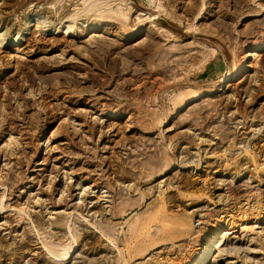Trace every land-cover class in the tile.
<instances>
[{"label":"rangeland","instance_id":"rangeland-1","mask_svg":"<svg viewBox=\"0 0 264 264\" xmlns=\"http://www.w3.org/2000/svg\"><path fill=\"white\" fill-rule=\"evenodd\" d=\"M18 2L0 0V264H189L214 224L206 264H264V49L221 84L264 41V0Z\"/></svg>","mask_w":264,"mask_h":264},{"label":"bare ground","instance_id":"bare-ground-1","mask_svg":"<svg viewBox=\"0 0 264 264\" xmlns=\"http://www.w3.org/2000/svg\"><path fill=\"white\" fill-rule=\"evenodd\" d=\"M17 2H18V0H2V3L5 4L6 6H8V5L13 6ZM23 2H24V0H23ZM40 2H42V1H40ZM21 3H22V0H21ZM23 12L24 13L22 14L23 15V23L22 24L25 27L29 26V24H31V22L36 19L37 14H39L36 10H33L32 8L31 9L27 8ZM84 22L85 21L83 20L82 26H84L85 28H87V29L89 28V30H96L97 29V26L95 24L84 23ZM46 31H49V30L46 29ZM134 35H136V34H134ZM127 39H130V37ZM13 41H14L13 44L10 43L8 45H11V47H12L13 45L15 46V45L19 44L18 41H16V40H13ZM14 49L16 50V48H14ZM262 49H264V41H260L259 44L256 46V48L253 51H249L248 53H246L244 56V60L247 61L248 58L256 56L257 54H259L258 51H262ZM250 66H251V64L248 61L247 62H245V61L241 62L238 65V67H236L234 69L233 73L225 75L224 77H222L221 84L226 83L227 81H229L230 79L235 77L238 73H240V71L242 69H244L246 67H250ZM209 93H211V90H209ZM200 96H201V93L199 91H193V92L186 95V99L187 100H193V99H197ZM103 115L108 117V118H115L116 117L115 113H110V112H106V113L104 112ZM185 225H186V223H184V222L180 223L178 226H176L174 228V230L180 235L184 234L185 232H187ZM232 227H233L232 225H229L228 228L224 229L223 235H227V234L232 233V232H230ZM218 230H219V226L214 224L212 229H210V231L207 233V235H204L203 240L201 242L202 244L200 247L199 255L194 257L190 261L189 264H206V262L209 261L211 256H213L212 262H215V258L218 256V253H219L220 248H221L220 244L216 245V243H219V241L221 240V237L219 238V236L217 235ZM223 235H221V236L223 237ZM180 239H182V238H178V240H180ZM188 243H190V242H188Z\"/></svg>","mask_w":264,"mask_h":264}]
</instances>
